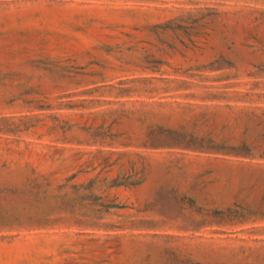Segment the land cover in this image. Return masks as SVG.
Segmentation results:
<instances>
[{
    "label": "rangeland",
    "instance_id": "rangeland-1",
    "mask_svg": "<svg viewBox=\"0 0 264 264\" xmlns=\"http://www.w3.org/2000/svg\"><path fill=\"white\" fill-rule=\"evenodd\" d=\"M0 264H264V0H0Z\"/></svg>",
    "mask_w": 264,
    "mask_h": 264
}]
</instances>
